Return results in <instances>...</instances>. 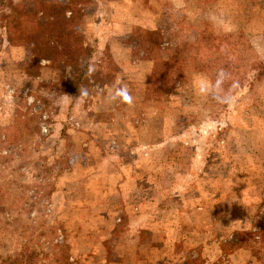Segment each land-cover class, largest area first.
Here are the masks:
<instances>
[{
    "label": "rangeland",
    "instance_id": "374dc122",
    "mask_svg": "<svg viewBox=\"0 0 264 264\" xmlns=\"http://www.w3.org/2000/svg\"><path fill=\"white\" fill-rule=\"evenodd\" d=\"M22 1L0 0V259L31 245L46 264H264V80L223 87L264 62V0H92L74 28L93 67L120 73L80 98L70 65L29 76L31 50L8 43ZM151 58L182 70L163 102L145 98ZM239 231L255 244L225 254Z\"/></svg>",
    "mask_w": 264,
    "mask_h": 264
},
{
    "label": "trees",
    "instance_id": "16d2710c",
    "mask_svg": "<svg viewBox=\"0 0 264 264\" xmlns=\"http://www.w3.org/2000/svg\"><path fill=\"white\" fill-rule=\"evenodd\" d=\"M90 3L92 0H67L64 3H53L50 0H23L19 4L10 5L9 14L5 17L9 22L16 24L14 35L7 37L8 43L10 45H22L32 52L31 69L28 68L26 73L29 76H38L39 72L36 69L33 70L43 59L63 61L72 67L74 84L70 95L75 96V98L87 94L85 90L90 78L96 79L101 85L108 87L114 85L120 73L112 59L107 61L109 68L106 72L102 66H99V69L93 67L90 62L93 51L85 45L83 35L74 28L76 22L84 15L85 7ZM24 27H28L30 30L25 31ZM144 33L151 49L149 53H152V50H158L163 41L160 30ZM238 34L235 33V36L237 37ZM201 43L202 39L200 38L199 45ZM149 60L153 64L150 81L145 89V98L147 101H166L178 83L182 82L181 67L178 66L176 59L159 60L151 58ZM251 70L250 72H253L252 79L248 75L224 82V95L232 98L242 93L241 88H253L254 85L264 80L263 61L254 62ZM102 116L97 114L96 118L100 119ZM54 191V187H50L49 193L52 194ZM254 236L255 234L251 232H236L229 243H223L221 249L225 254H229L243 247L252 246L249 245V242L252 240L255 244ZM257 236L261 240L259 244L264 251V228H262V233H258ZM45 259H41L30 245L25 247L21 253L2 257L0 264H46L44 263ZM57 259L56 262L62 260V264H67L69 258L67 254L65 256L63 254L60 259L59 257ZM195 263H200V260H196ZM202 264L207 263L202 262Z\"/></svg>",
    "mask_w": 264,
    "mask_h": 264
}]
</instances>
